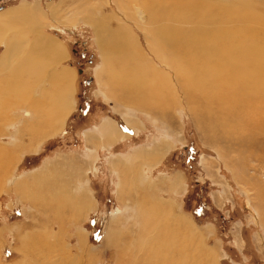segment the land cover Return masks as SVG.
<instances>
[{"label":"rangeland","instance_id":"obj_1","mask_svg":"<svg viewBox=\"0 0 264 264\" xmlns=\"http://www.w3.org/2000/svg\"><path fill=\"white\" fill-rule=\"evenodd\" d=\"M144 1H0L3 20L26 6L37 9L40 22L39 28L28 30L29 27L15 26L12 21L0 30V62L7 54V43L19 36L29 40L28 32L46 41L52 39L61 53L59 63L49 62L29 84L16 87L15 80L7 81L4 87L8 91L0 98V148L10 156V169L0 175V264H171L154 258L165 243L160 235L162 222L152 226L161 217L166 223L165 232L168 225H174L166 238L175 234L176 242L181 243L179 251L174 252L178 262L264 264V133L249 137L253 125L239 121L230 122L229 126L233 125L234 133L243 137L224 136L211 119L221 109L212 106L213 115H208L204 106L189 96L193 92L180 88L173 71L162 61L167 51L163 52L156 37H151L152 33L145 25L140 26L135 17L136 7L147 11ZM200 1L209 2L211 7L221 6L219 12L225 17L223 7L232 0ZM250 1L257 7L254 10L264 16V0ZM164 10L167 8L154 13L157 21L153 27L171 24L170 19L163 17ZM96 21L103 24L102 31L94 26ZM125 29L134 41L119 42V46L128 53L135 51L134 59L125 58L127 54L124 59L107 58L100 46V34L109 39L117 30ZM30 42L37 45L34 56H38L41 44ZM21 51L19 47L14 55L19 61ZM53 68L60 76L54 80L50 75L46 77ZM132 68L150 80L147 87L142 85L143 95H134L148 101V106L134 102L128 97L130 89L123 86ZM114 71L121 82L114 79ZM162 73L168 76L171 89L159 90V103L153 83L162 81ZM107 100L106 106L116 118H134L141 128L142 134L134 141L135 149L155 143L169 149L163 163L147 176L174 172L183 175L182 194L173 200L179 206L163 205V216H154L158 205H143L149 199L123 198L121 201H129L130 205L116 204L117 189L112 184L116 177L110 171L115 161L121 162L114 155L121 153L122 143L105 147L100 142L88 145L80 139L81 129L93 120L79 122L82 109L91 106L93 111L92 105ZM259 106L264 112V96ZM63 117V128L54 131L56 121L61 123ZM89 128L95 131L94 126ZM133 166L137 164L133 162ZM53 175L59 180L54 187L49 179ZM134 176V183H144L142 173ZM38 177L46 181L47 193L38 195L30 187ZM172 183L175 192L181 185L180 176L168 183L170 190ZM66 188L69 197L63 195ZM122 196L118 192V197ZM167 198L171 196L168 194ZM135 202H142L143 207L133 206ZM182 221L185 225H181Z\"/></svg>","mask_w":264,"mask_h":264},{"label":"bare ground","instance_id":"obj_2","mask_svg":"<svg viewBox=\"0 0 264 264\" xmlns=\"http://www.w3.org/2000/svg\"><path fill=\"white\" fill-rule=\"evenodd\" d=\"M144 6L147 11L149 10L151 13L136 7L135 17L140 26L145 25L147 27L146 29L152 33L151 37H156L157 42L162 45L163 52L167 51V56L163 54L165 56V58H163L164 60L161 58L159 59L171 68L175 81L177 83L179 82L178 84L184 92L194 93L189 96L199 101L201 105L204 106V111L208 115L212 114V106L221 109V112L215 118L211 119L215 120L223 135L226 137H243V135L238 132L234 133L233 125L229 126L230 122L236 124L239 121L248 122L253 125L252 130L248 133L249 137L263 134L264 112L262 111L263 108L259 105L263 104L264 96V16L261 11L254 10L257 8L256 5L250 0H232L226 7H223L225 17H222V13L219 12L221 6L213 4L211 7L209 2L200 0H145ZM164 8H167V10H164L163 17L170 19L168 22L171 24L166 26H158L159 24H157V27H153L157 21V17L154 16V13L156 10ZM9 16L10 17L5 20H3L5 16H0V30H5V28L9 27L12 21H14L15 26L29 27L28 30L39 28L40 22L38 21V12L35 8L24 6L16 12V14L10 13ZM183 24L184 26H181ZM94 26L98 27V31L103 28V24L98 21H96ZM104 36V34H100L99 42L107 58L110 56L113 59H124V56L127 54L128 57L126 56L125 58L134 59L136 54L135 51L128 53V51L121 49L119 46V42L128 43L134 41L128 30L125 29L122 32L117 30L109 39L107 36ZM0 37H2L1 31ZM28 37L29 40L23 36H19L18 38L14 36L16 39H12L9 42L13 44L7 43V54H5V58L0 62V71H2V74L0 73V77H2L0 78V98L6 95L8 91V89L5 88L8 84L7 81L15 80L16 87L20 86L21 83L27 82L29 84L31 79L37 76L40 70H45L49 62L54 63L60 59L58 56H60L61 53L55 41L52 39L46 41V39L29 32ZM30 41H36L38 44H41V47H39L41 52L38 56H34V53L37 51V45ZM28 46L29 51L27 53L26 50ZM19 47L22 50L21 61L14 56L18 52ZM154 49L152 50L154 51ZM149 68L150 65H148V69ZM46 71L50 70L47 69ZM114 73V79H116V81L119 80L117 73L115 71ZM48 75H50V79L52 80L60 77L50 72L46 77H48ZM4 76H6V79H4ZM126 80L122 83L123 86L125 85L126 89H130L131 94L128 97L132 98L134 102L139 101L142 105L148 106V101L144 100L142 97L135 98L134 96L137 93L143 95L140 90L143 89V86L150 83L146 75L143 72L141 73L139 69H133L131 70L130 78ZM120 84L121 83L118 85ZM153 85L155 91L154 95H157L158 102L160 101L159 90L161 88L164 91L166 88L171 89L168 76L164 73H162V81L158 83L154 82ZM28 87H30V85H28ZM11 88L14 87L11 85ZM51 110L53 111V109ZM63 120L64 117L59 124L56 121L54 131L63 128L65 123ZM51 125L52 124L49 123L48 127ZM59 131L60 130H58V132ZM107 134L109 135V139H111L113 131H109ZM1 150L0 148V175L2 177L6 174L4 171H7L10 166V156L4 152L6 150ZM168 150L169 149L165 148L163 153H166ZM161 152L162 150L160 153ZM152 154L153 153H146L145 151L139 152L134 156L132 161L130 159L127 161L128 164L115 161L112 166L118 168L121 163H124L123 167L131 170L134 169L133 162L137 164L138 160H140L141 163L145 164ZM55 167H57V165H55ZM65 167L67 168V166ZM51 173L52 171L50 174ZM1 179L2 178H0V180ZM49 179L52 181L53 187L59 184L56 175H53ZM33 180L35 182H32L33 185L30 187L36 194L40 195L45 191L46 193L49 191L46 181L42 180L41 177ZM68 189L69 188L63 190V195H66V197H69V194L67 195ZM81 200H79V202ZM50 201L51 200H49V202ZM53 201L54 199L52 202ZM142 207L143 206H141V208ZM78 210L81 209L79 208ZM150 221L151 220H149V222ZM160 222H162L161 227L163 228L160 227V235L165 239V243L160 247V251L157 254L162 253L163 256L158 257L156 254L154 258L161 259L163 263L183 264L180 260L178 262L174 254V252L179 251L181 243L176 242L175 234L166 238L169 236V233L173 232L172 229H174V225L172 227L168 225V231L165 232L164 225H166V223H164L165 221H163L161 217L155 222V225H152L153 228ZM182 224L185 225L183 221L181 225ZM189 241L191 242L192 238H189Z\"/></svg>","mask_w":264,"mask_h":264},{"label":"crops","instance_id":"obj_3","mask_svg":"<svg viewBox=\"0 0 264 264\" xmlns=\"http://www.w3.org/2000/svg\"><path fill=\"white\" fill-rule=\"evenodd\" d=\"M62 47L64 51L65 47L64 46ZM59 62L60 61H58V63ZM54 68L50 72L56 74V72H53ZM67 71L68 73H71L69 70ZM103 97H104V94H103ZM107 98H108V95H107ZM108 101L109 100H107L106 103H98V104L96 103L92 105V107L94 108L93 111L91 110V106L86 107L85 109L84 108L82 109V112H80L79 122H83V121L85 122L87 119H93V120H92V123L88 124V126L81 129L80 139L86 141V144L88 145L89 144L91 145L93 142H100L102 146H105V147H107L106 145L111 146L112 145L111 143L113 142H117V144L118 142L122 143L123 146L120 147V149L122 150L121 153H118L116 155L117 157H115L114 155V158L121 159V162L128 161V159L132 161L134 156L138 154L139 152L146 151V153H153L152 156H150V159L148 158V162H146L145 164L143 163L141 164L140 160H138L137 166L134 167V169L130 170V169H125L124 167L113 169V167L111 166L110 172L113 175V177H116V181L114 180V182L112 183L115 186V189H117V193L115 196L116 204L130 205L129 201H121V199L123 198L130 199L133 197L134 198L141 197L143 198V200L149 199L150 201H146V202L143 201V205H145V207L148 205L149 206L158 205V208L154 209V216H157V217L163 216L165 215L163 211L164 209L163 205H168V204L174 205L175 204L176 207L179 206L177 204V201L175 202L173 200H176V196L182 194L183 181H184L183 175L181 172H174L173 174H169V175L167 173L160 174L159 177H153V178H150V176H147L150 171L158 167L160 163H163V160L166 157V153H163V152L166 147L165 146L162 147L161 143H158V144L155 143L151 147L141 148L138 146L135 149L134 141L137 138H139L138 136L140 134H142L140 133L141 128L138 126V124H136L134 118L126 117L125 115L122 118H116V116L112 114L110 108L106 106V105L109 106ZM97 105H98V108L96 109ZM125 120L130 122L134 126L135 129L133 127H128L126 125ZM93 126L95 128L94 132L90 131V128H89ZM111 129L113 131V134H111L112 138L109 139V135L107 133H108V130H111ZM128 141L132 142V144L129 145ZM129 147H132L133 149H130ZM161 150L162 152L160 153ZM141 173L143 174L142 180L144 179V183L142 182L143 184L142 185L140 182L137 181L139 184L137 185L136 183H134L136 179L134 175L136 174L139 175ZM131 176L133 180H131ZM178 176H180L181 185L180 187H177V189L174 192L173 183H172L171 190L168 189V183H170L171 180H173L175 177H178ZM118 192L123 194L122 198L118 197ZM135 192H138V194L136 195ZM168 194L169 196H171V198H167ZM92 199H94V196L92 197ZM119 199L120 201H118ZM139 204H142V202L141 203L135 202V204L133 203L132 205L141 206ZM153 218L154 217H152V219Z\"/></svg>","mask_w":264,"mask_h":264},{"label":"water","instance_id":"obj_4","mask_svg":"<svg viewBox=\"0 0 264 264\" xmlns=\"http://www.w3.org/2000/svg\"><path fill=\"white\" fill-rule=\"evenodd\" d=\"M0 1H2V0H0ZM1 9V8H0Z\"/></svg>","mask_w":264,"mask_h":264}]
</instances>
